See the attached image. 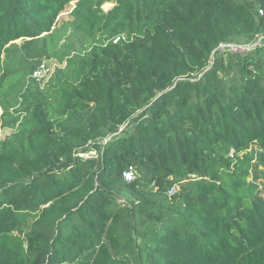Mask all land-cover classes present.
<instances>
[{
  "label": "trees",
  "instance_id": "trees-1",
  "mask_svg": "<svg viewBox=\"0 0 264 264\" xmlns=\"http://www.w3.org/2000/svg\"><path fill=\"white\" fill-rule=\"evenodd\" d=\"M70 1L0 0V264H264V0H76L38 84Z\"/></svg>",
  "mask_w": 264,
  "mask_h": 264
},
{
  "label": "rangeland",
  "instance_id": "rangeland-1",
  "mask_svg": "<svg viewBox=\"0 0 264 264\" xmlns=\"http://www.w3.org/2000/svg\"><path fill=\"white\" fill-rule=\"evenodd\" d=\"M75 1L76 0H71L69 4L65 7L64 11L61 13L62 15H60L59 17V23H57V27H58L57 34L56 36L54 35L56 39L53 38L51 42L55 47V55L49 59L50 61L55 63V65L57 64L56 61L58 60L57 56L59 54V51H57V49H60V45L64 43V40L68 39L67 41L71 42V41H74L75 38H77V37H73L71 29L68 25L71 19L69 13L74 7ZM114 4H115L114 1H106L101 4V7L104 11H106L109 8H111ZM15 42L19 43L20 39L15 40ZM263 57H264V53H263ZM21 77H22V72H17V73L12 74L11 77L7 79V82L3 86V90L11 88L14 92H16V90H18L23 85V83L20 80ZM11 132H12V129L3 128L1 118H0V139L7 137ZM258 183H259V186L262 187L263 184L261 183V181H258ZM262 195H264V190L262 191Z\"/></svg>",
  "mask_w": 264,
  "mask_h": 264
},
{
  "label": "built area",
  "instance_id": "built-area-1",
  "mask_svg": "<svg viewBox=\"0 0 264 264\" xmlns=\"http://www.w3.org/2000/svg\"><path fill=\"white\" fill-rule=\"evenodd\" d=\"M258 12L260 14H262V10L259 9ZM263 37L260 38V40ZM119 39V37H115L113 39V41H117ZM262 43L264 44V39L262 40ZM220 52H224V51H230V52H238V53H244L247 52L248 50L251 49V45L250 44H234V43H222L218 46L217 48ZM57 65V64H56ZM55 63H53L52 61H47V60H42L31 72L30 77L37 82L38 84H42L45 81L48 80V78L51 76L53 70H54V66H56ZM80 156L83 157H97L96 156V152L94 150H89V151H85V152H80L78 153ZM234 151L231 148L228 155L229 156H233ZM136 176V170L132 165H128L123 171H122V177L125 181H131L135 178ZM177 189V185H173L171 186L167 193L169 195H172L173 193H175Z\"/></svg>",
  "mask_w": 264,
  "mask_h": 264
},
{
  "label": "water",
  "instance_id": "water-1",
  "mask_svg": "<svg viewBox=\"0 0 264 264\" xmlns=\"http://www.w3.org/2000/svg\"><path fill=\"white\" fill-rule=\"evenodd\" d=\"M1 112H2V111H1V107H0V115H1Z\"/></svg>",
  "mask_w": 264,
  "mask_h": 264
},
{
  "label": "bare ground",
  "instance_id": "bare-ground-1",
  "mask_svg": "<svg viewBox=\"0 0 264 264\" xmlns=\"http://www.w3.org/2000/svg\"><path fill=\"white\" fill-rule=\"evenodd\" d=\"M106 6V5H105Z\"/></svg>",
  "mask_w": 264,
  "mask_h": 264
}]
</instances>
